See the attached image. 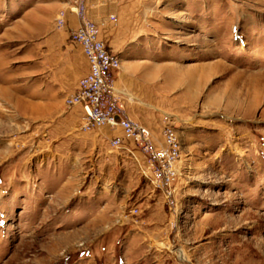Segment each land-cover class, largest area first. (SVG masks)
Here are the masks:
<instances>
[{
  "label": "rangeland",
  "instance_id": "rangeland-1",
  "mask_svg": "<svg viewBox=\"0 0 264 264\" xmlns=\"http://www.w3.org/2000/svg\"><path fill=\"white\" fill-rule=\"evenodd\" d=\"M71 3L0 0V264H264V0L103 3L181 141L172 210L136 159L100 169L51 141Z\"/></svg>",
  "mask_w": 264,
  "mask_h": 264
},
{
  "label": "built area",
  "instance_id": "built-area-1",
  "mask_svg": "<svg viewBox=\"0 0 264 264\" xmlns=\"http://www.w3.org/2000/svg\"><path fill=\"white\" fill-rule=\"evenodd\" d=\"M69 5V9L59 12L55 26L65 29L68 15L72 13L77 17L79 25L71 31L70 40L81 47L89 71L80 79L77 90L66 98V110H82L83 131L91 132L106 126L122 129L123 139L132 141L146 156L145 166L137 160L143 176L150 180L155 190L162 193L166 205L172 210L175 185L182 176V145L176 129L167 125L162 130L164 143L158 144L152 131L143 123L133 120L117 97L115 84L121 59L102 38L103 27L117 23V12L97 19L93 15L91 0H72ZM123 139H114L111 146L119 148ZM137 213V209L131 211L133 215Z\"/></svg>",
  "mask_w": 264,
  "mask_h": 264
},
{
  "label": "crops",
  "instance_id": "crops-1",
  "mask_svg": "<svg viewBox=\"0 0 264 264\" xmlns=\"http://www.w3.org/2000/svg\"><path fill=\"white\" fill-rule=\"evenodd\" d=\"M108 1L112 0H91L94 17L105 18L112 12V9L109 11L103 4ZM115 1L120 2L121 0ZM78 25L77 17L70 13L68 25L64 30L65 36L69 38L71 31L75 30ZM102 38L106 40L104 33ZM58 61L51 75L54 92L45 101L47 106L51 105L52 111L58 118L57 125L52 128V143L57 144L58 147L72 146L74 158L75 156L92 158L97 163L96 167L100 169L111 164L114 170L119 166L121 170L127 171L128 166L133 165L135 159L145 166L146 156L132 141L123 139L122 129L106 126L91 132L83 131L82 110L80 108L66 110V98L77 90L80 79L89 71V64L81 47L72 41L65 42ZM156 80V75L145 72L138 66L121 65L116 75L115 87L117 97L124 104L129 116L146 125L152 131L158 144L162 145L164 143L162 130L167 124L163 121L159 122L157 117V113L164 112L157 106L159 102L156 92L159 89L155 85ZM186 86L185 89L193 90L192 87ZM118 137L122 138L123 142L119 148H114L111 146V141Z\"/></svg>",
  "mask_w": 264,
  "mask_h": 264
},
{
  "label": "bare ground",
  "instance_id": "bare-ground-1",
  "mask_svg": "<svg viewBox=\"0 0 264 264\" xmlns=\"http://www.w3.org/2000/svg\"><path fill=\"white\" fill-rule=\"evenodd\" d=\"M179 258L181 259V260H183V261H187V257H186V255L183 253V252H179Z\"/></svg>",
  "mask_w": 264,
  "mask_h": 264
}]
</instances>
